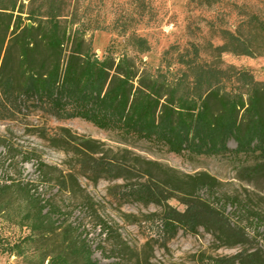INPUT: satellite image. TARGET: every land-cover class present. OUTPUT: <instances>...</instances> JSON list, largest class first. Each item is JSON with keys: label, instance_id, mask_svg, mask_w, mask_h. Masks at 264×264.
Instances as JSON below:
<instances>
[{"label": "trees", "instance_id": "trees-1", "mask_svg": "<svg viewBox=\"0 0 264 264\" xmlns=\"http://www.w3.org/2000/svg\"><path fill=\"white\" fill-rule=\"evenodd\" d=\"M97 1L105 3L89 0L84 7L81 0H0L2 104L18 113L39 110L57 121L81 119L123 142L145 141L178 156L234 152L264 158V82L214 61L223 54H261L264 19L235 4L233 10L243 19L234 31L218 17L205 20L209 34L222 42L209 44L212 62L203 60L202 48L191 44L183 51L170 47L154 68L143 59L153 52L152 44L138 33L141 25L156 18L153 1L132 0L130 9L119 8L108 17L96 13ZM221 2L189 0L188 7L211 11ZM188 31L196 35L190 25ZM96 32L113 33L123 39V48L113 40L99 56L93 50ZM65 132L63 139L53 140L82 154H99L93 142L70 139ZM230 142L236 144L234 150ZM38 165L41 170L48 167ZM98 170L125 182L122 198L160 208L143 218L132 216L130 222L158 225L162 243L180 231L198 234L200 229L226 247L249 243L245 231L230 221L222 205L215 204L212 193L218 181L207 173L180 175L141 157L105 159ZM246 172L260 175L264 162ZM203 192L210 196L205 199ZM172 199L184 210L170 206ZM1 218L29 230V235L2 249L26 264H102L82 233L72 225H57L50 201L42 199L29 182L0 177ZM99 226L109 232L106 224ZM215 263L264 264V258L260 251L246 250ZM136 264L152 263L145 258Z\"/></svg>", "mask_w": 264, "mask_h": 264}, {"label": "rangeland", "instance_id": "rangeland-1", "mask_svg": "<svg viewBox=\"0 0 264 264\" xmlns=\"http://www.w3.org/2000/svg\"><path fill=\"white\" fill-rule=\"evenodd\" d=\"M104 1L103 4L95 2L100 17H108L119 8L130 9L132 0ZM152 1L156 18L141 25L138 33L152 44L153 52L143 59L154 68L160 66L162 54L170 47L183 51L191 44L200 46L203 60L212 62L214 58L208 46L222 42L209 34L205 20L218 17L234 31L243 19L238 10H233L235 4L247 7L264 19V0H221V5L211 11L189 8V0ZM82 2L86 7L89 0ZM189 25L196 35L189 33ZM113 40L119 49L123 48V39H117L113 33L96 32L93 50L102 56ZM214 61L222 68L247 71L256 81L264 82V50L254 57L223 54ZM65 131L70 139L93 142L99 154L89 151L82 154L53 140L63 139ZM229 147L234 150L236 144L230 142ZM133 157L156 162L180 175L207 173L214 177L218 181L212 193L215 204L222 205L230 221L245 231L249 243L245 247H226L203 229L198 234L180 231L174 239L162 243L158 225L132 224V216L143 218L159 213L160 208L122 198L126 196L122 188L125 182L99 173L98 169L105 159L125 161ZM25 158L31 161L24 162ZM40 162L48 167L41 170ZM261 162L264 158L259 154L234 152L216 157L188 153L178 156L145 141L123 142L115 134L81 119L57 121L39 110L18 113L0 99L1 179L32 184L42 199L50 201L57 225H72L82 233L92 246L94 258L102 264L119 261L136 264L145 258L152 264H216L215 261L232 258L246 250L260 251L264 258V172L256 177L246 172ZM203 196L207 199L210 195L203 192ZM169 204L181 211L185 208L177 199L170 200ZM99 223L106 224L109 232H103ZM27 235L29 230L15 221L0 219V264H26L21 257L2 249Z\"/></svg>", "mask_w": 264, "mask_h": 264}]
</instances>
